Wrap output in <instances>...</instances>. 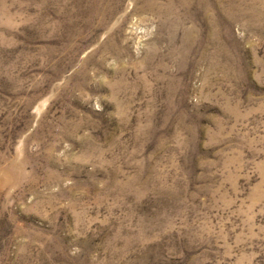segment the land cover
Masks as SVG:
<instances>
[{
  "label": "rangeland",
  "instance_id": "obj_1",
  "mask_svg": "<svg viewBox=\"0 0 264 264\" xmlns=\"http://www.w3.org/2000/svg\"><path fill=\"white\" fill-rule=\"evenodd\" d=\"M0 264H264V0H0Z\"/></svg>",
  "mask_w": 264,
  "mask_h": 264
}]
</instances>
